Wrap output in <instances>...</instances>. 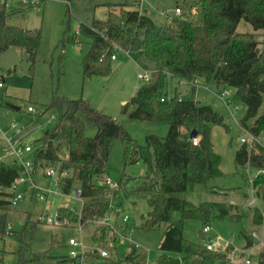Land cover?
Here are the masks:
<instances>
[{
	"label": "trees",
	"instance_id": "1",
	"mask_svg": "<svg viewBox=\"0 0 264 264\" xmlns=\"http://www.w3.org/2000/svg\"><path fill=\"white\" fill-rule=\"evenodd\" d=\"M131 6L112 5L105 19L94 20L92 44L82 60L86 77L110 76L114 72L111 56L115 44L128 50L143 30L142 52L164 62L174 76L187 80L204 77L220 88L234 89L236 97L245 105L241 125L253 133L264 132V41H259L254 33L237 30L241 20L264 29V0H193L189 7L195 10L194 14L181 11L164 26H158L150 15ZM178 6L183 9L182 5ZM33 7L24 3L10 6L0 3V51L11 46L23 47L34 62L41 44V30L10 23L13 16ZM167 85L166 72L155 70L149 80L141 83L131 101L124 105V111L132 118L168 125L165 136L148 133L144 144L139 143L113 116L92 106L88 99L55 97L51 105L58 109L57 121L53 129L45 132L35 161L41 160L44 164L60 162V169L71 171V175L61 182L64 193L77 186L83 189L86 202L80 214L61 205L57 208L60 217H68L76 223L80 219H98L122 205V202L115 203L106 196L116 194L131 180L126 173L123 174L118 179L119 188H111L105 180L109 175L108 159L114 140L120 138L126 165L139 160L147 164V170L139 177L141 181L131 188L133 192L147 194L146 227L152 228L161 222L167 224L160 244L163 253L158 258L159 264H227L226 253L207 249L204 244L186 238L183 230L186 219L203 222L214 216L236 219L231 211L233 206L216 201L195 204L181 195L196 184H205L214 191L216 186L211 182L224 174L222 157L210 137L212 125L225 124L224 117L211 104L196 99L175 96L162 100L167 95ZM194 128L200 138L197 144L190 137ZM89 129H94L95 135H88ZM62 147L66 148L67 157L61 156ZM259 151H250L242 143L235 154L237 166L250 164L263 168L264 148L260 147ZM22 170L19 163L0 160V208L12 204L14 193L11 187ZM252 186L254 194L264 195V173L253 177ZM175 212L179 213L178 218L174 216ZM5 216L0 213L3 230L6 228ZM253 222L257 225L264 223L263 212L258 208L254 211ZM107 229V225L102 226L95 240L103 242ZM25 230L21 233L24 243ZM112 233L115 242L118 235ZM243 235L245 247L252 246L253 237L245 231ZM107 248V256L92 251L88 260L95 264H144L145 255L136 244L130 246L124 259L114 252L113 245ZM166 252H175L178 256H169ZM60 261L78 262L69 256ZM238 264L245 262L241 260ZM257 264H264V246Z\"/></svg>",
	"mask_w": 264,
	"mask_h": 264
},
{
	"label": "rangeland",
	"instance_id": "2",
	"mask_svg": "<svg viewBox=\"0 0 264 264\" xmlns=\"http://www.w3.org/2000/svg\"><path fill=\"white\" fill-rule=\"evenodd\" d=\"M192 1L38 0V5L10 19V23L24 28L40 29L42 38L34 62L23 47L11 46L0 51V78L4 80L0 86V119L16 121L20 125L21 131L15 139L31 145L32 150L23 158L32 161L30 171L33 172L32 175L25 173L26 180L19 185L23 197L16 204L0 208V213L6 215L5 230L0 226V264H80L76 261H60L69 256V239L74 237H84L88 244L106 249L113 245L114 252L123 259L130 246L136 244L145 255L144 264H159L158 258L163 253L160 244L167 224L161 222L152 228L146 227L144 215L149 210L147 194L133 192L131 188L141 181L139 177L147 170V164L139 160L126 165L120 138L114 140L108 159V174L118 180L126 173L131 180L116 194L106 196L115 203L122 202L117 207H123L121 211H115L114 221L119 225V235L115 242L108 226L103 242L95 240L104 226L98 222L88 221L80 231L77 227L79 220L76 223L63 217L69 222L59 224L42 220L43 215H55L61 205L80 214L86 199L76 197L74 187L69 193H62L55 177L45 174L49 165L59 167L60 162L44 164L41 160L35 161L45 132L53 129L57 121L58 109L51 105L55 97L62 100L88 99L92 106L123 124L141 144L146 142L148 133L165 136L168 132L166 123L132 118L124 111V105L131 101L144 81L138 74L144 70L153 72L158 69H163L167 74L168 96L182 95L183 99H196L211 104L224 117L225 123L213 124L210 132L214 148L222 157L221 169L224 173L211 182L216 186L215 190L211 191L205 184H196L181 195L195 204L216 201L232 205L231 211L236 219L216 216L208 222L186 219L184 236L200 244L210 239L218 249L226 247L221 243L224 240L228 249H244V256L250 258L251 264L258 263L263 246L264 223L255 224L253 215L256 208L264 215V195L258 196L253 191L251 180L257 175V168L250 164L237 166L235 161L236 150L242 144L241 137L246 134L241 126L245 105L236 97L235 90L230 89L231 103L227 105L219 97L224 87L220 88L204 77H198L196 85L192 86L186 78L174 76L164 62L152 59L141 51L143 30L128 50L116 52V59L112 60L114 72L110 76L86 77L83 72L82 60L92 44L91 28L94 20L105 19L112 5L131 4V7H138L150 15L158 26H164L177 15L178 5H182V12L186 10L194 14L195 10L189 7ZM116 8L120 9L119 6ZM237 30L254 33L259 41H264V29H257L250 22L241 20ZM8 103L20 109L10 107ZM29 106L37 112H29ZM95 132L94 129L87 131L91 136ZM3 141V133L0 132V160L11 163L12 157L3 150ZM61 156L67 157L65 147H62ZM33 183L37 188H56L58 192L47 200H40L36 195L37 189L33 190ZM125 214L130 217L127 224L122 220ZM174 216L178 218L179 213L175 212ZM206 223L210 230L203 233ZM24 228L28 230H25L26 243L22 242L21 237ZM244 231L254 239L250 247H245ZM166 253L178 256L175 252Z\"/></svg>",
	"mask_w": 264,
	"mask_h": 264
},
{
	"label": "built area",
	"instance_id": "3",
	"mask_svg": "<svg viewBox=\"0 0 264 264\" xmlns=\"http://www.w3.org/2000/svg\"><path fill=\"white\" fill-rule=\"evenodd\" d=\"M0 3L6 4L7 6H10L12 4L16 3H24L27 5H32L36 6L39 4L38 0H0ZM181 8L179 6L176 7V12L177 14L181 13ZM119 50H125L122 48L120 45L115 44V51L113 55L111 56L112 59L116 58V52ZM152 72H149L147 70H144L143 72L139 73L138 76L144 81H147L150 79ZM196 80H187V83L190 85L194 86ZM4 83L3 78H0V86H2ZM231 88L225 87L223 88L222 91L219 92V97L224 100L227 105L231 103ZM171 97L175 96H163L162 100L169 99ZM178 99H183L182 95L176 96ZM29 112H34L36 113L37 111L32 107H28ZM4 122V123H2ZM4 125H7L9 128V131L4 130ZM242 126V125H241ZM243 127V126H242ZM246 131V134L241 137V142L245 143L250 151L252 149H255L257 153H260L259 149L264 148V132L262 133H253L243 127ZM21 131L20 125L16 121H8L5 118H3V121L0 119V132L3 133V138H4V145H3V150L6 154H9L12 157V163H19L20 165L23 166V170L21 171L19 177L13 182L11 190L13 191L14 195L12 197V204H16V202L23 197L22 192L19 191V185L23 182H25V173L33 174V172L30 171V168L32 167V161L31 160H24V156L26 153L30 152L32 150L31 145L29 144H24L21 141L15 139V136ZM200 138L195 137L193 138V141L195 144L199 142ZM258 173H264V167L263 168H257ZM46 175H49L51 177H55L57 185L59 186L60 190L61 189V182L64 180V178L69 177L71 175V171L68 169H60L57 166L49 165V167L45 171ZM106 183L111 187V188H119V182L116 179H113L110 175H107L105 177ZM252 181V180H251ZM33 190L37 189L36 195L39 197L40 200H47L50 198L51 195H56L58 190L56 188H37L36 185L33 183L32 184ZM254 191V190H253ZM62 193H64L62 191ZM74 194L76 197L82 198L83 199V189L81 186H77L74 188ZM123 207H115L113 211L107 213L104 217L98 218V219H93V220H86L82 221L81 219L78 221L77 227L79 228L80 231L84 229V225L88 221L92 222H98L104 225H107L110 227L112 232H115L117 235H119V225L115 224V211L117 210L118 212L121 211ZM130 217L125 214L123 215V223H128ZM42 220L48 222V223H64L69 222L68 219H64L63 217H60L58 210L56 211L55 215L54 214H49V215H43ZM11 228V226L9 227ZM210 230V226L206 224L203 227L202 232H208ZM69 245L71 246V251L69 254V258L71 259H76L80 264H95L94 261H89V253L92 251L98 252L102 256H107L109 254V251L106 248H103L99 245H90L85 241L84 237L81 238H70L69 239ZM204 245L206 246L207 249L210 250H216L219 253H226V263L227 264H238L241 260H244L245 264H251L250 258L241 256V253H245L244 249H227L226 247L224 249H218L215 244L210 240V239H205ZM226 246V244H225ZM244 257V258H243Z\"/></svg>",
	"mask_w": 264,
	"mask_h": 264
},
{
	"label": "water",
	"instance_id": "4",
	"mask_svg": "<svg viewBox=\"0 0 264 264\" xmlns=\"http://www.w3.org/2000/svg\"><path fill=\"white\" fill-rule=\"evenodd\" d=\"M8 105H9L10 107H12V108L20 109V107L17 106V105H15V104L8 103ZM48 131H49V130H47L46 133H47ZM197 136H198V130L194 128V129L191 131V133H190V137H191V138H195V137H197ZM221 243L224 244V245L226 244V242H225L224 240H221Z\"/></svg>",
	"mask_w": 264,
	"mask_h": 264
},
{
	"label": "crops",
	"instance_id": "5",
	"mask_svg": "<svg viewBox=\"0 0 264 264\" xmlns=\"http://www.w3.org/2000/svg\"><path fill=\"white\" fill-rule=\"evenodd\" d=\"M116 59V58H115ZM6 126V127H5ZM4 126V130H6L7 132L9 131V128L7 127V125H5ZM3 145H4V141H3ZM11 163H12V161H11ZM224 245V244H223ZM262 245L264 246V241H263V243H262ZM263 246H262V248H263ZM229 248V246H227L226 245V250ZM262 250V249H261Z\"/></svg>",
	"mask_w": 264,
	"mask_h": 264
}]
</instances>
